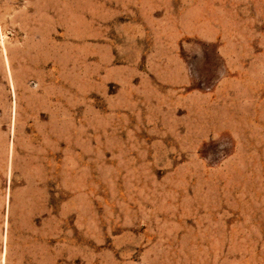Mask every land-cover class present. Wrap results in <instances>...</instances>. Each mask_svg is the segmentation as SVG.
Returning <instances> with one entry per match:
<instances>
[{"label":"rangeland","instance_id":"obj_1","mask_svg":"<svg viewBox=\"0 0 264 264\" xmlns=\"http://www.w3.org/2000/svg\"><path fill=\"white\" fill-rule=\"evenodd\" d=\"M0 264H264V0H0Z\"/></svg>","mask_w":264,"mask_h":264},{"label":"trees","instance_id":"obj_2","mask_svg":"<svg viewBox=\"0 0 264 264\" xmlns=\"http://www.w3.org/2000/svg\"><path fill=\"white\" fill-rule=\"evenodd\" d=\"M204 147H205V145H204ZM202 153H203V151H202Z\"/></svg>","mask_w":264,"mask_h":264}]
</instances>
